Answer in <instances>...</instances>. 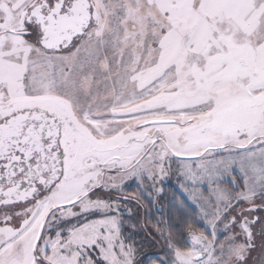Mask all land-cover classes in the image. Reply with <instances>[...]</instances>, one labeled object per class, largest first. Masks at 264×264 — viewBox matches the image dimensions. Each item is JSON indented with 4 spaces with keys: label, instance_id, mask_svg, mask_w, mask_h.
Listing matches in <instances>:
<instances>
[{
    "label": "snow or ice",
    "instance_id": "obj_1",
    "mask_svg": "<svg viewBox=\"0 0 264 264\" xmlns=\"http://www.w3.org/2000/svg\"><path fill=\"white\" fill-rule=\"evenodd\" d=\"M0 264H264V0H0Z\"/></svg>",
    "mask_w": 264,
    "mask_h": 264
},
{
    "label": "trees",
    "instance_id": "obj_2",
    "mask_svg": "<svg viewBox=\"0 0 264 264\" xmlns=\"http://www.w3.org/2000/svg\"><path fill=\"white\" fill-rule=\"evenodd\" d=\"M174 195L177 197V200H179V198H180L179 197V192L175 188L172 187L169 190V192L164 196V199H163V201L161 203L164 205L166 211L168 210V205L172 202L171 198ZM157 214L158 213L156 212V210L153 209V216H155Z\"/></svg>",
    "mask_w": 264,
    "mask_h": 264
},
{
    "label": "rangeland",
    "instance_id": "obj_3",
    "mask_svg": "<svg viewBox=\"0 0 264 264\" xmlns=\"http://www.w3.org/2000/svg\"><path fill=\"white\" fill-rule=\"evenodd\" d=\"M172 187L175 188V183H174V181H172V182H168V183H166V184L164 185V195H163V197H161V202L163 201L164 196L169 192V190H170ZM175 189H176V188H175Z\"/></svg>",
    "mask_w": 264,
    "mask_h": 264
}]
</instances>
